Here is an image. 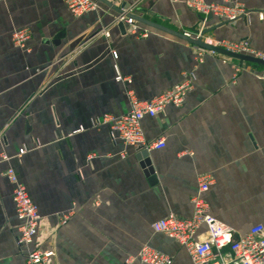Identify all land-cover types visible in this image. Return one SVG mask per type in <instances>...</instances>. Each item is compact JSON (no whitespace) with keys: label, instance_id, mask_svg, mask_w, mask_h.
Listing matches in <instances>:
<instances>
[{"label":"crops","instance_id":"1","mask_svg":"<svg viewBox=\"0 0 264 264\" xmlns=\"http://www.w3.org/2000/svg\"><path fill=\"white\" fill-rule=\"evenodd\" d=\"M107 1L118 8L139 1V16L184 34L200 21L183 2ZM242 2L248 15L235 24L207 20L206 42H247L264 54V0ZM116 14L101 3L75 18L62 0L0 1V264H25L36 242L55 252L54 264H141L128 259L144 246L171 264H193L176 239L152 226L171 214L193 215L202 175L213 178L203 194L210 214L235 239L264 225V66L143 24L138 29L148 36L132 35L113 23ZM22 28L31 39L19 48L12 33ZM115 67L130 84L116 81ZM192 71L183 105L142 123L146 141L163 138L164 149L115 143L108 124L90 126L91 119L127 114L129 91L150 100ZM80 127L86 129L77 133ZM8 169L42 218L35 243L23 249L14 240L22 221Z\"/></svg>","mask_w":264,"mask_h":264},{"label":"built area","instance_id":"2","mask_svg":"<svg viewBox=\"0 0 264 264\" xmlns=\"http://www.w3.org/2000/svg\"><path fill=\"white\" fill-rule=\"evenodd\" d=\"M7 1V0H0ZM70 14L79 18L85 14L96 11L99 8L97 0H62ZM171 2H183L191 11L199 16L200 21L189 37L204 40L207 19L211 16L227 24H235L238 20L248 15L242 0H233L225 4H208L204 0H170ZM139 2V1H138ZM133 8L129 13H135ZM122 22L128 27V32L142 38L148 36L147 30H139L138 24L126 16L119 17L117 23ZM116 23V24H117ZM109 37L108 32L103 33ZM31 39V32L27 28L17 29L12 33V41L16 47L24 48ZM206 42V41H205ZM234 54H243L264 62V54L251 50L247 42L227 43L214 45ZM201 53H204L202 51ZM198 55L199 62L203 61V54ZM113 58L117 54L113 52ZM116 81L131 83L129 78L123 77L115 67ZM195 83V72L182 74V81L174 87L157 95L150 100L139 99L132 91L128 92L130 111L122 116L104 115L90 120L92 128H98L103 124L110 127V138L113 142H122L125 146L148 152L150 150H162L166 147L165 139L161 138L153 143L145 139L142 123L145 118H155L168 106L181 107L186 95L192 90ZM80 127L77 133L85 131ZM26 149L20 150L23 155ZM122 157H125L123 155ZM2 159L8 157L3 154ZM6 176L13 185L12 199L18 218L22 221L14 240L19 249L27 248L35 243L39 236L42 218L37 206L32 202L26 188L19 182L13 169L6 171ZM213 178L210 175L199 177V195L192 200L194 213L190 218H180L169 215L152 226L155 233L164 234L176 239L189 254L193 264H264V225H256L247 234L235 239L232 229L217 220L210 214V208L203 198ZM264 196V192H263ZM68 216L61 220L66 224ZM55 252L52 249H42L40 243H35V248L28 254L25 264H54ZM139 261L141 264H171V258L144 246L136 257H130L128 262Z\"/></svg>","mask_w":264,"mask_h":264},{"label":"water","instance_id":"3","mask_svg":"<svg viewBox=\"0 0 264 264\" xmlns=\"http://www.w3.org/2000/svg\"><path fill=\"white\" fill-rule=\"evenodd\" d=\"M99 3L104 4L105 6L113 9L117 14L116 18L114 19L113 23H117V19L119 17L122 16H126L129 19H133L134 21H136L139 24H143L145 26H148L150 28L159 30L161 32L170 34L172 36H175L179 39H182L184 41H186L187 43L201 49V50H205V51H209V52H213V53H217V54H221L230 58H234L236 60H239L241 62H248V63H253V64H257V65H262L264 66V62L262 60L253 58L251 56H247V55H243V54H234L231 52H228L220 47L214 46L212 44H209L207 42H205L202 38L199 39H195L192 37L187 36L184 33H180L177 32L175 30H171L167 27H164L156 22L147 20L145 18H143L142 16H139L136 12H140V8L138 7L139 2H135L133 4H126L124 6H121L120 8L114 6L112 3L108 2L107 0H97ZM133 8H136L135 13H129L130 10H132ZM212 17L210 16L207 20H211ZM119 25V27L124 30V24L122 22L117 23ZM147 165L149 166V162H147Z\"/></svg>","mask_w":264,"mask_h":264},{"label":"rangeland","instance_id":"4","mask_svg":"<svg viewBox=\"0 0 264 264\" xmlns=\"http://www.w3.org/2000/svg\"><path fill=\"white\" fill-rule=\"evenodd\" d=\"M196 28V27H195ZM194 28V29H195ZM207 29V27H205V30ZM187 34H190V35H192V33H193V31H188V32H186ZM207 38H208V33L205 31V34H204V41H206L207 40ZM222 43V42H221ZM221 43H219V44H221ZM200 54V53H199ZM201 54H204V53H201Z\"/></svg>","mask_w":264,"mask_h":264}]
</instances>
